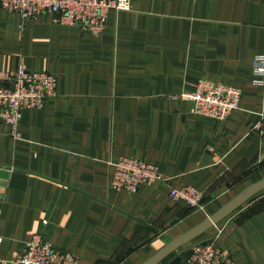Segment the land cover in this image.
I'll use <instances>...</instances> for the list:
<instances>
[{"label": "crops", "instance_id": "0c3cea01", "mask_svg": "<svg viewBox=\"0 0 264 264\" xmlns=\"http://www.w3.org/2000/svg\"><path fill=\"white\" fill-rule=\"evenodd\" d=\"M131 3L99 38L0 9V72L58 79L44 109L23 113L20 139L0 124V264L38 233L81 264H144L161 238L186 234L264 180V135L254 131L264 88L253 67L264 55V0ZM201 81L241 90L227 123L194 114L185 96ZM122 158L171 183L112 190ZM185 187L204 193L200 210L170 198ZM210 236L234 264H264V191L161 264H185L186 248Z\"/></svg>", "mask_w": 264, "mask_h": 264}, {"label": "built area", "instance_id": "2783aa9c", "mask_svg": "<svg viewBox=\"0 0 264 264\" xmlns=\"http://www.w3.org/2000/svg\"><path fill=\"white\" fill-rule=\"evenodd\" d=\"M0 9L20 15L25 21L47 15L61 26L76 27L81 33L99 38L106 31L110 13L129 12L131 0H0ZM255 85L264 88V55L253 62ZM58 79L44 72L19 67L14 73L0 72V124L20 139L18 126L26 111L44 109L57 96ZM242 92L239 88L216 82L201 81L195 92L185 99L194 105V114L225 124L239 110ZM264 135V124L254 128ZM111 189L134 195L143 187L170 184L155 166L134 158H122L113 165ZM170 198L189 209L202 207L204 193L192 187L171 188ZM218 230V225L216 226ZM215 236L189 246L185 264H234L230 256L216 245ZM3 240L0 238V248ZM11 264H81V257L57 250L42 234H37Z\"/></svg>", "mask_w": 264, "mask_h": 264}, {"label": "water", "instance_id": "95a60500", "mask_svg": "<svg viewBox=\"0 0 264 264\" xmlns=\"http://www.w3.org/2000/svg\"><path fill=\"white\" fill-rule=\"evenodd\" d=\"M263 191H264V180L256 183L255 185L244 191L233 201H231L227 206L222 208L220 211H218L216 214L211 216L205 222L201 223L200 225H198L191 231L187 232L186 234L178 238L167 236V238L169 239V243L144 264H161L167 258L178 252L180 249L188 246L190 243L197 240L202 235L209 232L211 229L215 228L217 225L225 221L234 212H236L238 209H240L247 202H249L256 195H258ZM155 232L158 233L157 230H155Z\"/></svg>", "mask_w": 264, "mask_h": 264}, {"label": "rangeland", "instance_id": "374dc122", "mask_svg": "<svg viewBox=\"0 0 264 264\" xmlns=\"http://www.w3.org/2000/svg\"><path fill=\"white\" fill-rule=\"evenodd\" d=\"M23 20H24V19H23ZM24 21H25V20H24ZM17 70H18V69H17ZM17 70H16V71H17ZM16 71H15V72H16ZM198 210H200V208H199V209H191V211H194V212H195V211H198ZM194 212H192V213H194ZM193 224H194V222H192L191 226H194V225H195V224H194V225H193ZM209 235H211V234H209ZM160 241H163L162 243H163L164 245H167V244L169 243L168 240H167L166 238H161ZM188 248H189V247L186 248L187 251H188Z\"/></svg>", "mask_w": 264, "mask_h": 264}]
</instances>
